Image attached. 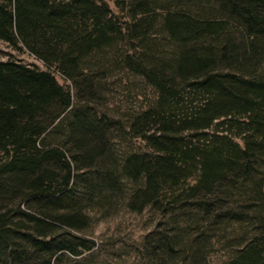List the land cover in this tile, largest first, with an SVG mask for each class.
Wrapping results in <instances>:
<instances>
[{
	"label": "trees",
	"instance_id": "trees-1",
	"mask_svg": "<svg viewBox=\"0 0 264 264\" xmlns=\"http://www.w3.org/2000/svg\"><path fill=\"white\" fill-rule=\"evenodd\" d=\"M218 3L241 27L242 46L236 48L225 38L218 50L201 54L197 44L206 28L188 16L168 12L164 23L169 35L185 46L194 45L180 52L168 75L161 70L151 74L160 89L175 75L191 86L193 96L182 99L180 106L189 116L186 113L180 122L191 124L189 131L195 135L203 131L202 141L195 138L201 144L181 142L178 135L166 131L170 126L166 118L157 119L158 130L144 136L152 153L128 169L134 178L145 180L144 197H153L159 182L176 183L184 175L187 160L197 159L198 175L191 193L214 194L216 198L198 203L202 212L212 214L214 223L234 212L222 208L225 185L235 178L249 182L260 169L257 191L264 196V78L254 76L264 57V0ZM129 5L135 19L136 10L147 4L129 0ZM104 10L110 11L104 0H0V41L25 48L72 80L78 95L87 94L90 82L80 72L79 62L99 45L110 25ZM137 21L125 27L127 36L136 32ZM224 62V70L212 69ZM72 107V96L50 72L0 60V264H59L65 252L80 255L79 246L82 251L92 247V241L84 237L53 230L55 223L75 230L83 227L79 222L85 217L77 208L78 200L63 197L74 190L82 169L103 155L109 130L102 118L90 116L100 124L92 129L74 122L77 115L89 114L87 108L63 120L62 114ZM55 122L64 123L66 141L52 146L47 138ZM219 126L222 134L217 132ZM135 156L127 158L125 165ZM169 211L165 208L162 213ZM257 217L256 233L223 264H264V217ZM158 249L160 255H156ZM150 253L157 262L167 263V250L160 244H152Z\"/></svg>",
	"mask_w": 264,
	"mask_h": 264
},
{
	"label": "rangeland",
	"instance_id": "rangeland-1",
	"mask_svg": "<svg viewBox=\"0 0 264 264\" xmlns=\"http://www.w3.org/2000/svg\"><path fill=\"white\" fill-rule=\"evenodd\" d=\"M144 1L147 5L134 13L138 19L136 32L130 31L131 36H127L125 27L135 21L129 0H104L110 10L108 13L104 10L107 13L104 20H109L110 25L99 45L79 62L80 72L90 82L87 94L78 95L72 80L25 48H14L0 41V60L11 59L48 71L70 93L73 107L62 114L63 120L70 119L74 111L87 108L89 114L77 115L74 122H83L89 129L100 127L94 117L108 123L103 155L93 166L82 169L75 178L74 190L63 197L78 200L77 208L85 217L79 222L83 227L75 230L58 223L53 225L54 231L67 230L92 241V247L82 251L79 246L80 255L65 252L59 264H162L156 259L160 249L156 255L150 253L152 244H160L167 250L166 264H223L256 233L257 214L264 217L261 203L264 196L259 197L257 191L261 175L258 167L249 182L238 177L225 185L223 197L227 198L222 209L235 213L216 223L212 214L206 215L198 204L200 200L216 198L214 194L191 193L198 175L197 159L187 160L184 175L176 183L159 182V190L153 197H144L145 180L128 172L133 163L152 153L144 136L158 130L154 123L157 119L166 118L170 122L166 131L178 135L181 142L201 144L196 137L202 141L203 131L195 135L189 131L191 124L180 122L186 113L189 116V111L180 106L182 99L188 101L193 96L191 86L177 75L173 81H167L164 89L151 80V74L159 70L168 75L174 70L180 52L194 45L185 46L169 35L164 23L168 12L188 16L199 27L206 28L197 44L201 54L216 49L225 38L240 48L243 39L241 27L221 10L218 0ZM226 67L225 62L216 63L212 69ZM254 76L264 78V57ZM222 130L219 126L218 134ZM65 132L64 123L56 124L47 142L52 146L64 143ZM132 155L136 156L126 166L125 160ZM165 208L169 213H162Z\"/></svg>",
	"mask_w": 264,
	"mask_h": 264
}]
</instances>
